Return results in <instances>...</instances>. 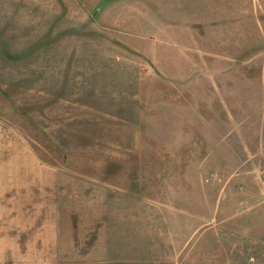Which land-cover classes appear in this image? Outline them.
<instances>
[{"label":"rangeland","instance_id":"1","mask_svg":"<svg viewBox=\"0 0 264 264\" xmlns=\"http://www.w3.org/2000/svg\"><path fill=\"white\" fill-rule=\"evenodd\" d=\"M6 169L0 264L264 255V0H0Z\"/></svg>","mask_w":264,"mask_h":264},{"label":"crops","instance_id":"2","mask_svg":"<svg viewBox=\"0 0 264 264\" xmlns=\"http://www.w3.org/2000/svg\"><path fill=\"white\" fill-rule=\"evenodd\" d=\"M9 169V168H8ZM6 169L3 173H0V195L1 197L4 199L3 194H5V197L9 194L10 195V189L8 188V186H5L8 184L9 180H10V171ZM260 184L262 187H264V185L261 183V179H260ZM4 185V187H3ZM250 210V209H249ZM248 210V211H249ZM250 213V212H247ZM249 221V226L251 227V229H249V234L252 235V237H255V241L257 239H259V236L261 234H264V211L263 214L260 215L259 211L255 213H251V214H247ZM262 217V218H261ZM261 218V219H259ZM260 220H263V222H261ZM253 257L255 259V263L256 264H264V255L259 256V254L257 253H249L248 256L241 262H238L237 264H245L248 262L249 258ZM227 264V263H226Z\"/></svg>","mask_w":264,"mask_h":264},{"label":"built area","instance_id":"3","mask_svg":"<svg viewBox=\"0 0 264 264\" xmlns=\"http://www.w3.org/2000/svg\"><path fill=\"white\" fill-rule=\"evenodd\" d=\"M261 183L264 185V171L261 176ZM245 264H256L255 259L253 257L249 258L248 262Z\"/></svg>","mask_w":264,"mask_h":264}]
</instances>
